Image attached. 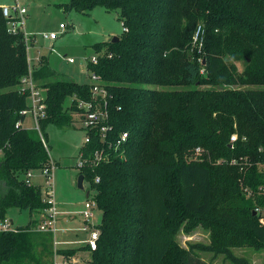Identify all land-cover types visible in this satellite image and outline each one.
Instances as JSON below:
<instances>
[{
    "label": "trees",
    "instance_id": "1",
    "mask_svg": "<svg viewBox=\"0 0 264 264\" xmlns=\"http://www.w3.org/2000/svg\"><path fill=\"white\" fill-rule=\"evenodd\" d=\"M66 10L120 11L116 42L95 43L105 96L60 76L45 60L32 70L44 88L40 131L24 121L31 69L23 24L0 6V218L29 210L17 232H0V264H53L51 232L33 230L46 207L42 187L26 180L50 163L47 127L107 112L110 158L79 169L102 211L97 248L56 249L85 264H253L234 248L264 249V0H67ZM90 105L80 106V103ZM123 131L128 139L114 147ZM233 134L237 135L232 140ZM112 146L109 148V144ZM98 135L80 150L101 147ZM56 165L58 163L55 161ZM99 177V181L95 179ZM264 213V212H263ZM203 226L208 244L181 246L179 230ZM224 259V260H225Z\"/></svg>",
    "mask_w": 264,
    "mask_h": 264
},
{
    "label": "rangeland",
    "instance_id": "2",
    "mask_svg": "<svg viewBox=\"0 0 264 264\" xmlns=\"http://www.w3.org/2000/svg\"><path fill=\"white\" fill-rule=\"evenodd\" d=\"M66 1L0 0V6L12 7L17 2L26 4L28 13L22 16V20L23 30L33 40V43L29 44L28 47L31 70L39 65L42 57H45L48 64L60 76L72 78L79 83L90 84L92 79L87 59L95 54L92 46L97 42L108 41L123 32L124 27L119 20L120 11L118 9L106 10L100 5L95 6L88 13L66 10L64 5ZM61 23L66 24L65 29L60 27ZM50 32H57L58 38L51 40L43 37V33ZM69 57H72L74 61L70 62ZM24 124L28 128L36 127L30 112L27 113ZM46 131L49 154L51 159L58 163L54 169L55 200L58 210L56 226L59 229L66 227V232L58 231L54 236L56 241L59 242L56 247L67 248L70 245L65 244V240L86 239L89 233L85 230L80 231L83 227V218L79 211L84 208L87 194L85 190L77 187L78 168L76 166L86 130L82 122L76 120L64 126L50 124ZM3 158L4 153L0 149V160ZM30 180L35 185H41L43 190L46 189L45 176L41 170L33 171ZM6 215L13 220L14 226L26 227L31 221L29 210L23 208L12 207L8 209ZM94 215L95 217L92 220L96 226L102 221V211L95 208ZM39 217V214L32 216L33 219ZM70 217H73V219ZM209 236V231L200 225L190 232L184 229L179 230L176 238L181 246L187 247L190 242L208 244L210 242ZM82 244L84 243L78 242L73 244L72 247H80ZM234 251L237 255L246 256L253 264H264V249L256 250L252 247H239L234 248ZM201 256L203 259L215 264L228 262L223 255L215 257L212 252H201ZM86 257H89L87 250L79 252L78 258L80 260L77 264H85L84 259ZM58 260L61 262V257Z\"/></svg>",
    "mask_w": 264,
    "mask_h": 264
},
{
    "label": "built area",
    "instance_id": "3",
    "mask_svg": "<svg viewBox=\"0 0 264 264\" xmlns=\"http://www.w3.org/2000/svg\"><path fill=\"white\" fill-rule=\"evenodd\" d=\"M3 14L6 17H18V21H13V29L15 31L16 24L22 23V16L26 13V7L16 4L15 6L9 7V6H3L2 7ZM60 27L62 29L66 28L65 23H61ZM25 32V31H24ZM26 35V32H25ZM27 37V42L29 37ZM44 38H49L51 40H55L58 38V33L57 32H50V33H43ZM68 60L70 62H73L74 59L72 57H69ZM98 61V53H95L90 57V62L92 63H97ZM31 67V66H30ZM91 79L92 82L90 83L91 89L94 95H102L105 96L106 94V89L102 83L101 77L96 74L95 72L91 71ZM23 85L24 89L29 90V107L26 110V114L30 112L33 116L34 122H35V128L40 131V124L39 120L45 116L46 114V107L47 104L45 102L46 98V93L45 89L38 87V83L33 77L32 70L30 69L29 74L23 78ZM86 106L87 108L90 107V105L85 104L84 102L80 103V106ZM107 112L104 111V109H95L92 111H89L86 114V117L82 121V125L86 130V135L84 139L83 144H88L91 142L93 135H98L100 139V143L103 145L101 147L96 148L92 153L86 154L85 150H79V159L77 162V168L82 169L85 167H92L96 166L99 163L106 161L110 158V153L109 151L106 150V147H104V141L106 138H108L107 131L111 129V126L108 125L107 123ZM129 136L128 131H123L120 135V137L116 140L115 148L121 144H123ZM237 138L236 134H233L232 140H235ZM43 143L46 147V149L49 152V146L45 140L44 137H42ZM104 142V143H103ZM112 142L109 144V148L112 146ZM56 163L54 160H50V163L45 165L42 169L41 172L45 176V184H46V189L43 190L42 192L45 196L44 200L46 201V207L43 209L42 215L43 218L36 225V227L33 228V230L39 231V232H51L52 234H55L58 231V227L56 226V221H57V204L55 200V187H54V169H55ZM33 173V170H30L26 174V180L29 182L30 177ZM95 181H99V177L95 179ZM86 182V184H85ZM88 183V184H87ZM84 186L85 190L88 193L87 199L84 202V208L81 211L82 218L84 219V226L83 230L89 232V237L86 240V244L90 247V250H94L97 248V241L100 237V230L95 226L93 223V218H94V209L96 207V201L93 199V194L94 192L90 188V183L84 179ZM256 212H261L263 215V220H264V210L260 208H256ZM95 226V227H94ZM26 227H20V226H14V222L12 219L8 218L7 216L4 218H0V232H17L21 229H25ZM55 245L57 244L56 241H54ZM55 248V255H54V263L53 264H61V262L58 260V257L60 254L56 253ZM65 260V259H64ZM75 260V259H74Z\"/></svg>",
    "mask_w": 264,
    "mask_h": 264
},
{
    "label": "crops",
    "instance_id": "4",
    "mask_svg": "<svg viewBox=\"0 0 264 264\" xmlns=\"http://www.w3.org/2000/svg\"><path fill=\"white\" fill-rule=\"evenodd\" d=\"M16 4H19V5H22V6H24V7H26V4L25 3H20V2H17ZM26 13H28V11L26 10ZM25 13V14H26ZM25 31V30H24ZM31 43H33V40H31L30 38L28 39V47H29V44H31ZM57 162V161H56ZM79 172V171H78ZM77 175H79V173L77 174ZM78 177V176H77ZM39 186H41V185H39ZM86 191V190H85ZM86 194H87V192H86ZM82 211V210H81ZM81 211H79V214L81 215ZM40 217H39V221H38V223H40V221L42 220V218H43V215H42V213H40V215H39ZM81 217H82V215H81ZM95 217V216H94ZM71 219H73V217H70ZM59 221V220H58ZM37 223V224H38ZM84 219H83V226H84ZM94 223V222H93ZM68 229V228H67ZM72 229H75V230H77L78 228H72ZM58 231H61V232H66V227H63V228H61V229H59L58 228ZM57 231V232H58ZM80 231H83V227H82V229H80ZM85 232V231H84ZM85 233H87V232H85ZM78 234V233H77ZM55 234H52V236H53V246H54V249L55 248H57V249H60V248H58V247H56L58 244H56L55 245V243H54V241H56V238H55V236H54ZM88 237H89V233L87 234V238L86 239H82V238H80V240H65L66 241V243L65 244H68V245H70V247H72V245L73 244H75V243H78V242H81V243H84V244H82V245H86V240L88 239ZM57 243H59L58 241H56ZM82 245H80V246H82ZM70 247H67V248H70ZM81 252V251H80ZM89 253V252H88ZM78 256H79V253L76 255V256H74L73 258H71L70 260H64L63 259V256L62 255H60L59 257H61V262H63V264H77L78 263V261L80 260L79 258H78ZM58 257V258H59ZM83 257H85V255H83ZM87 258V257H86ZM86 258L84 259V260H86ZM75 259V260H74Z\"/></svg>",
    "mask_w": 264,
    "mask_h": 264
},
{
    "label": "water",
    "instance_id": "5",
    "mask_svg": "<svg viewBox=\"0 0 264 264\" xmlns=\"http://www.w3.org/2000/svg\"><path fill=\"white\" fill-rule=\"evenodd\" d=\"M118 39H119V36H114L112 38V42H116V41H118ZM84 179H85L84 174L80 173L77 177V187L79 189L85 190ZM87 195H88V193H87ZM254 213H256V210L254 211Z\"/></svg>",
    "mask_w": 264,
    "mask_h": 264
}]
</instances>
